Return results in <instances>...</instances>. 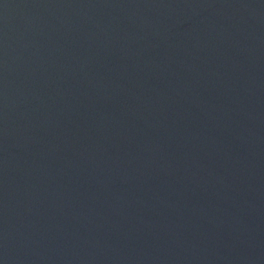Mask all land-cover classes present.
<instances>
[{"label":"water","instance_id":"95a60500","mask_svg":"<svg viewBox=\"0 0 264 264\" xmlns=\"http://www.w3.org/2000/svg\"><path fill=\"white\" fill-rule=\"evenodd\" d=\"M0 264H264V0H0Z\"/></svg>","mask_w":264,"mask_h":264}]
</instances>
